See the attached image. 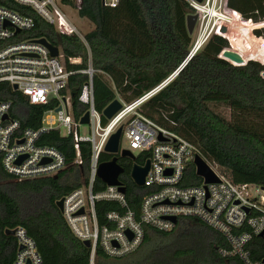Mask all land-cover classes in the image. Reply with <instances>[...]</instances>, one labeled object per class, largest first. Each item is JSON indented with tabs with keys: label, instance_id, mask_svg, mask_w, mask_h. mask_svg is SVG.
Instances as JSON below:
<instances>
[{
	"label": "trees",
	"instance_id": "trees-1",
	"mask_svg": "<svg viewBox=\"0 0 264 264\" xmlns=\"http://www.w3.org/2000/svg\"><path fill=\"white\" fill-rule=\"evenodd\" d=\"M228 4L245 19L253 20L233 24L229 36L233 48L247 63L234 65L220 57L230 46L229 41L213 35L178 75L143 103L141 111L191 141L234 183L264 185V0H229ZM0 6L35 19L32 30L17 34L11 42L46 38L62 50L71 72L66 93L71 96L76 120L88 109L79 101V95L89 80L85 71L90 66L94 70L95 108L103 112L114 99L130 103L162 83L182 64L192 47L186 24L192 10L185 0H120L116 7L105 5L102 0H80V16L94 24L85 34V41L75 33L59 32L15 0H0ZM70 58L79 61L71 62ZM3 100H10L11 114L24 127L33 129L41 126L44 112L54 107L31 104L8 82H0V101ZM221 105L231 110L230 117L218 111ZM101 121L105 124L107 119L102 116ZM38 144L56 147L67 166L53 176L19 180L5 171L0 159V264H13L17 245L7 229L18 226L35 240L42 264H91V248L74 235L57 206L59 199L87 183L91 144L81 141L77 149L72 135L62 136L56 129L42 133ZM112 158V154L102 152L99 161ZM146 159L142 153L135 161L118 157L125 168L120 179L127 188L126 197L136 211L141 197L149 190L135 184L130 172L134 164H144ZM186 184H199L193 163L187 169ZM105 188L106 184L97 179L94 191ZM96 207L100 223L105 222L106 211L124 209L113 201H99ZM178 234L197 235L202 240L205 258L195 259L193 264H241L237 257H222L219 249L229 247L227 239L193 217L179 218L171 232L147 226L139 248L122 258H110L98 249L95 264H174L186 253L158 263L152 252L161 253ZM248 248L252 258H264V236L254 237Z\"/></svg>",
	"mask_w": 264,
	"mask_h": 264
},
{
	"label": "built area",
	"instance_id": "built-area-1",
	"mask_svg": "<svg viewBox=\"0 0 264 264\" xmlns=\"http://www.w3.org/2000/svg\"><path fill=\"white\" fill-rule=\"evenodd\" d=\"M105 5L116 7L120 0H102ZM27 7L56 29L66 35L81 33L55 0H15ZM80 2V0H79ZM197 20L192 34L195 35L190 51L197 52L213 35H221L230 41L233 21H253L231 8L229 0H185ZM240 23V24H241ZM228 26L226 34L219 28ZM35 27V19L11 8L0 6V82H8L14 90L25 95L34 105L53 104L42 116L38 129L24 127L11 112L10 100L0 101V159L6 172L19 180L34 179L58 174L67 163L64 155L52 145H40L42 133L56 129L62 136L72 135L75 146L79 142L91 144L90 174L87 183L63 196V216L74 235L91 243V264L95 263L97 250L101 249L110 258H122L136 251L145 237V228L171 232L181 217H193L221 233L229 247H221L224 258L237 257L241 264H264V258H252L248 248L254 237L264 231V185L256 183L236 184L204 158L198 148L183 136L173 132L146 116L141 106L159 92L174 77L171 75L162 83L122 107L111 118H106L95 108L93 72L90 66L88 82L83 86L79 101L88 107L89 123H80L72 110V99L66 93L70 71L67 70L64 55L53 56L50 50L38 42L39 39H23L11 42L17 34ZM19 30V31H18ZM71 62L78 59L70 58ZM17 86V89L14 86ZM7 115V118H4ZM102 116L107 119L104 124ZM82 125L90 126V134L81 132ZM123 127L122 138L128 142V150H136L151 161L149 172L142 187L149 192L141 197L138 211L129 206L126 193L118 186H108L94 191L100 154L110 136ZM121 143V140H120ZM121 148L120 144V151ZM201 155L212 168L217 182L206 183L196 173V155ZM46 161V162H44ZM195 165L199 184L187 185L189 165ZM145 164V163H144ZM141 164V165H144ZM113 201L123 210H109L104 213L105 222L100 223L96 203ZM82 211V212H81ZM176 218V222L173 221ZM15 230L17 253L13 264H42L35 240L27 230L18 226ZM8 233V232H7ZM9 234V233H8ZM11 235V234H9ZM1 228H0V252Z\"/></svg>",
	"mask_w": 264,
	"mask_h": 264
},
{
	"label": "water",
	"instance_id": "water-1",
	"mask_svg": "<svg viewBox=\"0 0 264 264\" xmlns=\"http://www.w3.org/2000/svg\"><path fill=\"white\" fill-rule=\"evenodd\" d=\"M197 20V14H188L186 17V24L187 29L190 35H192L194 31V26ZM19 31V30H18ZM228 32V26L222 24L219 28L220 34H226ZM38 42L45 45L51 52L53 56H57L60 53V49L54 45H52L46 38H41L37 40ZM195 52L190 51L186 59L182 62V64L173 72L172 76L178 75L188 64V62L192 59ZM220 57L228 60L234 65H244L247 63L246 58L239 53L234 48H225L221 54ZM264 77V72L262 73ZM15 89H17V86H14ZM122 107V102L117 98L114 99L110 104H108L105 109L103 110V115L106 118H111L119 109ZM4 118H7V115H5ZM90 118V112L86 111L85 114L80 119V123L87 124L89 123ZM123 132V127H119L116 132H114L106 146H105V152L110 153L113 155V158L108 161H103L99 164L98 170H97V177L107 184L108 186H118L119 191L122 193H127V188L124 185L123 181L120 179L121 174L125 172L124 166H122L118 162V157H129L131 159H136V156L128 149H122L120 151V140ZM46 162V161H44ZM194 163L196 165V173L198 176H201L205 179L206 183L211 182H217L218 177L212 170V168L209 166V164L204 160V158L201 155H196ZM151 165V161L148 159L145 161L144 165L141 164H134L131 168V178L135 182V184L142 186L145 182V178L149 172ZM57 206L62 211L63 210V198L59 199L57 201ZM82 212V211H81ZM176 218H173V221L176 222ZM9 234L14 235L15 230L10 229L7 231ZM260 237L264 236V231L259 234ZM84 244L87 247L91 246L90 241H84Z\"/></svg>",
	"mask_w": 264,
	"mask_h": 264
},
{
	"label": "rangeland",
	"instance_id": "rangeland-1",
	"mask_svg": "<svg viewBox=\"0 0 264 264\" xmlns=\"http://www.w3.org/2000/svg\"><path fill=\"white\" fill-rule=\"evenodd\" d=\"M57 5L64 11L71 22L75 25L78 31L81 33V38L85 41V34L91 31L94 28V24L85 17H81L77 6L79 5V0H70V3H66L63 0H55ZM264 21V20H263ZM240 25V24H238ZM56 28V27H55ZM78 35V33H77ZM192 42L194 41L195 35L192 34ZM62 51V50H61ZM218 111H220L226 117L231 116V110L226 106H219ZM81 132L83 134H90V126L82 125ZM121 148L128 149V142L125 138L121 139ZM141 151L136 150L134 155L136 158L140 156ZM121 157V156H120ZM68 178L65 181H68ZM70 181V180H69ZM185 252L186 255L182 256L179 259L174 260V264H193L195 259H204L205 258V249L202 240L197 235H186L183 237H179V234L170 239L168 243V247L160 252H152L154 260L158 263L165 262L168 259H172L178 253ZM95 264V263H94Z\"/></svg>",
	"mask_w": 264,
	"mask_h": 264
},
{
	"label": "bare ground",
	"instance_id": "bare-ground-1",
	"mask_svg": "<svg viewBox=\"0 0 264 264\" xmlns=\"http://www.w3.org/2000/svg\"><path fill=\"white\" fill-rule=\"evenodd\" d=\"M236 19H238V18H235V19H234V21H233L234 23H233V24H235V25H238V24H240V23H241V21H238V20H236Z\"/></svg>",
	"mask_w": 264,
	"mask_h": 264
},
{
	"label": "flooded vegetation",
	"instance_id": "flooded-vegetation-1",
	"mask_svg": "<svg viewBox=\"0 0 264 264\" xmlns=\"http://www.w3.org/2000/svg\"><path fill=\"white\" fill-rule=\"evenodd\" d=\"M122 158H127V159H130V160H132V161H135V159H131V158H129V157H122Z\"/></svg>",
	"mask_w": 264,
	"mask_h": 264
}]
</instances>
